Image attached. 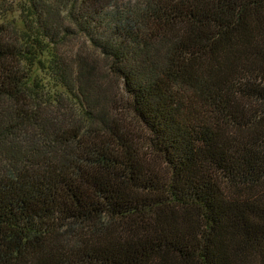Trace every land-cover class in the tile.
<instances>
[{"label":"trees","instance_id":"obj_1","mask_svg":"<svg viewBox=\"0 0 264 264\" xmlns=\"http://www.w3.org/2000/svg\"><path fill=\"white\" fill-rule=\"evenodd\" d=\"M14 11L0 264H264V0Z\"/></svg>","mask_w":264,"mask_h":264},{"label":"rangeland","instance_id":"obj_2","mask_svg":"<svg viewBox=\"0 0 264 264\" xmlns=\"http://www.w3.org/2000/svg\"><path fill=\"white\" fill-rule=\"evenodd\" d=\"M8 1H10V2H12V4L14 5V12H11L9 15H8V17L9 18H15V19H18V11H17V9H18V5L23 1V0H8ZM36 73H38L42 78H44V81H46L47 80V76L44 74V73H40V72H38V71H36Z\"/></svg>","mask_w":264,"mask_h":264}]
</instances>
